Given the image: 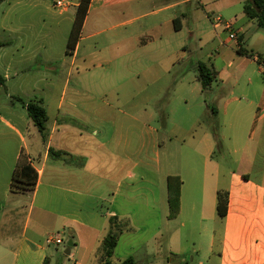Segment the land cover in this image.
Instances as JSON below:
<instances>
[{
	"label": "crops",
	"instance_id": "crops-1",
	"mask_svg": "<svg viewBox=\"0 0 264 264\" xmlns=\"http://www.w3.org/2000/svg\"><path fill=\"white\" fill-rule=\"evenodd\" d=\"M64 1L59 7L55 0H6L9 6L1 17L4 26L11 24L12 35L6 38L9 45L0 47V76L16 92L7 89L8 117L0 114V264H103L97 250L112 217L131 228L120 236L117 249L122 239L128 244L133 235L146 237L140 246L152 258L166 237L173 264H186L187 253L195 254L191 261L196 264H264V88L249 102L263 111L221 123L237 129L247 124L257 141L239 145L237 140L233 154L216 155L210 128L204 126L201 135L196 129L206 119L185 105L171 128L168 120L176 109L164 104L173 86L174 92L183 93L200 82L196 72L201 61L194 64L191 78L172 77L180 51L196 35L189 25L196 0H91L76 49L67 53V38L66 51L56 56L50 52L51 32L62 26L72 29L79 4ZM175 20H180L179 28ZM236 30L237 38H244V27ZM103 35L107 52L96 48L95 39ZM241 43L239 56L227 61L229 69L236 61L242 68L250 59L259 63V55L239 51L245 50ZM38 47L43 48L40 57ZM10 49L11 58L6 56ZM30 84L33 90L42 85L40 101L49 114L46 141L28 114ZM209 91H214L213 84L201 93ZM221 101L217 109L206 99L200 106L210 116L220 111L228 115L243 100L232 95ZM160 118L162 127L154 124ZM168 141L181 142V158L179 152L171 162L180 171L167 175L183 180L174 218L159 181L160 149ZM52 150L65 154L56 157ZM22 156L38 171V182L32 191L13 193L12 174ZM223 173L230 174L224 186ZM219 190L229 194L224 218L217 212ZM53 232L63 234V254L60 245L47 243ZM184 243L190 247L184 249ZM136 252L129 245L124 258ZM147 258V264H156Z\"/></svg>",
	"mask_w": 264,
	"mask_h": 264
},
{
	"label": "rangeland",
	"instance_id": "rangeland-1",
	"mask_svg": "<svg viewBox=\"0 0 264 264\" xmlns=\"http://www.w3.org/2000/svg\"><path fill=\"white\" fill-rule=\"evenodd\" d=\"M1 1L3 0H0V40L8 41L6 40V38L9 36L11 37L12 27L10 26V23H6L3 21L5 23L4 26L1 17L4 15L9 5L6 3V0H4V2L2 3ZM11 10L12 8H10L8 14L10 18H13ZM217 18H221V21H217ZM225 21H233V23H235V29L238 26L244 27V38L240 36L239 39H232L230 37V31L227 30L224 26ZM189 25L195 27L196 35L194 37H189V42L180 51V59L174 68L172 77L181 79L184 76L186 77L190 74V76L186 78H191L195 74V71H193L192 68L194 67V64H197L199 61H204L209 66H213L219 73L220 71H222V74H218L217 80L213 82L214 91L201 93V83L197 82V80L195 81L196 87L194 90L190 88L185 89L183 93L180 91L176 93L174 92L175 86L169 89L170 91L166 93L167 95L165 96L164 104L166 105V108H169L168 105L171 103V107L173 109H176V112L172 115V118L168 120L169 125L171 128L174 127L180 121L179 110H181L185 105H189L191 110L195 114L199 115V117L201 118L206 119L205 125L200 126L199 124H197L196 129L197 132H199V134L201 135L204 130V126L206 128H210L212 140L215 142L214 149L216 151V155H221L223 151H225V154L227 155L233 154L234 148L237 146V140L239 141V145H245L247 142L254 144V141H257V135L252 139V134L247 124L237 129L235 125L226 124L225 126H222L221 123L224 120L231 119L232 117L237 115V117L250 119L254 115H256L258 111L262 110L259 109L255 104L249 102L255 101L261 96V90L264 88V73L261 71V64L252 61V59L248 60L243 68L242 66H240V62L236 61L232 69L228 68L227 61L232 57L237 58L239 56L237 50V48L239 47L238 41L242 42L241 45L245 48L246 51H254L255 55H264V28L259 27L256 21L248 18V16L244 12V0H196V11L193 15L192 20L189 22ZM70 28H64V26H62L60 30H52V45H50V47L52 48L50 51L51 53H54L56 56H61V54L66 51L67 38L69 39L72 30ZM23 32H28V29L23 30ZM40 37L45 38L43 35ZM95 41L98 42L96 45L97 49H102L104 50V52L108 51L109 45L104 35L99 36L95 39ZM90 42L94 45L91 40L89 41V43ZM37 50L40 52L39 57L42 56L43 48H36V53ZM12 53L14 52H12V49H10L6 56H9V58H11ZM209 57H212L211 60ZM38 62L42 61L39 60ZM6 63L7 61L6 59H4L3 67H6ZM161 63L163 65V62ZM159 68L160 67L157 66L155 68V72H157ZM240 68H242V70H240ZM228 73H231V77L228 76ZM0 77V84H3L4 82L2 78L4 77V74L2 73ZM29 79L30 81H32V78ZM15 80H20V78H15ZM27 81L28 78H26V80L24 81L26 85ZM4 86V88L0 87V114L8 117L6 111L8 110L7 106L11 98L8 96L6 91L7 89H10L14 92L16 91L11 88L12 82L9 83L8 88L6 87L5 83ZM27 89H30V92L26 95V97H30L32 101H40V98L42 96L40 92L42 89V85H39L38 87H36V90H33V84H30ZM231 92L233 93L231 94ZM174 95H176V98L171 102H168V97ZM232 95L241 97L243 100L239 104L240 108H237L234 113L232 112V110H234V107L232 106L229 110L228 115H224L222 111L217 112L216 115L212 116L206 113L204 114L203 108L200 106V103L204 99H206L212 107L214 106L213 108L217 109V107H220L221 105L219 104L220 99L222 100L220 103H223L226 97H231ZM57 96L58 94H55L54 100L58 99ZM185 97L189 99L188 103L185 101ZM18 99L19 96L12 97V100ZM154 124L162 127V119L160 118L159 120H154ZM175 144H178V146L175 147ZM180 144L181 142L179 141H175L172 144H170V142L168 141L166 142V146H163L160 149L161 175L159 181L162 183L164 198L168 197L166 180L168 173H176L177 171H180L178 170L179 168L177 165H175V163L173 166L171 165V162H174L177 155H179L180 151L178 150L181 149ZM178 158H181V152ZM224 168L229 169L228 167ZM229 176V173L221 174L220 183L222 186L227 184ZM166 208L170 210L168 202H166ZM53 233L60 234L59 232ZM60 235L63 234L61 233ZM67 238L68 235L64 234V239L66 240ZM145 239L147 238L133 235L132 237H129V240H132V242L128 244L124 241V239H122L118 249H116L113 258L114 262L118 263L120 260L125 259L124 256L128 253L129 245H134L137 252L133 257H135L137 264H147L148 260L146 261V248L140 246V244ZM160 241L162 242V244L159 245L158 249L155 247L157 253L155 254L156 257L153 256L152 258L147 259H153V261H157L156 264H159L161 261L164 262V264H173L172 261H170L172 260L171 257H173V253L172 250H170L171 242L169 238L161 237ZM65 245V242L60 244V250L62 254L64 252ZM182 246L184 249H188L190 247V244L184 243ZM193 255L195 254H186V257L189 258L186 264H196V261H191ZM63 258H65V256Z\"/></svg>",
	"mask_w": 264,
	"mask_h": 264
},
{
	"label": "trees",
	"instance_id": "trees-1",
	"mask_svg": "<svg viewBox=\"0 0 264 264\" xmlns=\"http://www.w3.org/2000/svg\"><path fill=\"white\" fill-rule=\"evenodd\" d=\"M91 0H79L77 6L74 24L67 43V53H73L80 40L83 26L89 11ZM244 12L249 19L256 21L257 25L264 28V0H244ZM176 26L180 27V20H175ZM9 45L8 41L0 40V47ZM241 53H245L250 57L255 56L254 51H246L239 49ZM258 61L260 64L264 62V55L259 54ZM198 79L201 82L202 88L207 89L212 86L213 82L217 80L219 72L212 66L205 62H199ZM1 80V77H0ZM20 99V98H19ZM29 117L38 127L44 141L48 139V121L49 114L47 109L40 101H30L27 104ZM51 154L56 157H61L65 154L62 151L52 150ZM38 171L31 164L26 156H22L18 162L11 180V191L13 193L29 192L35 189L38 182ZM183 180L179 175H169L167 178L168 203L170 207V217L174 218L178 215L181 206V189ZM218 203L217 212L219 217L224 218L227 215L229 194L227 191L219 190L217 193ZM129 223L112 217L109 221V231L101 240L98 247L97 254L103 264H137L135 257L129 256L120 260L118 263L114 262L113 258L119 244L120 236L130 231Z\"/></svg>",
	"mask_w": 264,
	"mask_h": 264
},
{
	"label": "built area",
	"instance_id": "built-area-1",
	"mask_svg": "<svg viewBox=\"0 0 264 264\" xmlns=\"http://www.w3.org/2000/svg\"><path fill=\"white\" fill-rule=\"evenodd\" d=\"M55 5L59 6V7H63V6H65V1L64 0H55ZM217 21H221V18H217ZM224 26L227 30L230 31V37L232 39H237V33L238 32L235 29V23H233V21L232 22L225 21ZM261 66L264 70V62L261 64ZM47 243L60 245V244L64 243V240L60 234L51 233L47 237Z\"/></svg>",
	"mask_w": 264,
	"mask_h": 264
},
{
	"label": "water",
	"instance_id": "water-1",
	"mask_svg": "<svg viewBox=\"0 0 264 264\" xmlns=\"http://www.w3.org/2000/svg\"><path fill=\"white\" fill-rule=\"evenodd\" d=\"M73 245V242L72 241H70V242H68V248H67V253L69 254L70 253V249H71V246Z\"/></svg>",
	"mask_w": 264,
	"mask_h": 264
}]
</instances>
